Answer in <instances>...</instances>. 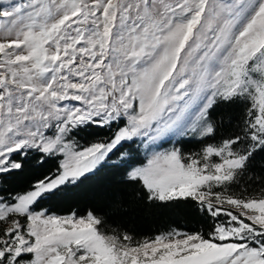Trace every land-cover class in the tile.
<instances>
[{"label": "snow or ice", "instance_id": "1", "mask_svg": "<svg viewBox=\"0 0 264 264\" xmlns=\"http://www.w3.org/2000/svg\"><path fill=\"white\" fill-rule=\"evenodd\" d=\"M90 125L111 136L81 146ZM30 152L58 167L0 194V264H264V0H0V174ZM113 156L146 204L191 203L210 230L36 208Z\"/></svg>", "mask_w": 264, "mask_h": 264}, {"label": "trees", "instance_id": "2", "mask_svg": "<svg viewBox=\"0 0 264 264\" xmlns=\"http://www.w3.org/2000/svg\"><path fill=\"white\" fill-rule=\"evenodd\" d=\"M228 111L233 117L240 113L238 106ZM233 130L234 126L226 123L220 133L230 135ZM110 136L109 129L90 125L81 130L76 139L81 146H88ZM198 147V144L192 142L185 145V150ZM123 151L131 153L136 159L143 156L138 144L126 145ZM15 158L23 163V167L21 170L0 174V194L14 195L26 191L36 180L53 173L59 162V158H45L43 163H39V154L35 152ZM261 164H264V153L257 155L254 168L258 171ZM124 171L121 161L113 156L77 184L65 186L54 196L41 200L36 208H44L57 215L73 211L83 215L88 210H94L104 215L112 226H118L137 237L153 236L170 228L210 230V218L198 212L191 203L178 202L167 206L146 204L137 196L139 189L124 182Z\"/></svg>", "mask_w": 264, "mask_h": 264}, {"label": "rangeland", "instance_id": "3", "mask_svg": "<svg viewBox=\"0 0 264 264\" xmlns=\"http://www.w3.org/2000/svg\"><path fill=\"white\" fill-rule=\"evenodd\" d=\"M94 142H96V141H94ZM140 149H141V153H142V155H143V153H144V149L142 148V147H140ZM16 159V158H15ZM28 190V189H27ZM26 190V191H27ZM26 191H24V192H26ZM24 192H20L19 194H23ZM65 215V214H64Z\"/></svg>", "mask_w": 264, "mask_h": 264}]
</instances>
